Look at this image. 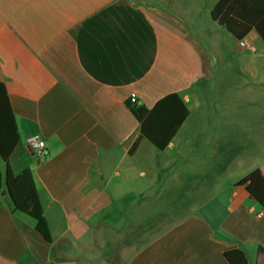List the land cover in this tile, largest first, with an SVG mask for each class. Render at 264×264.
Listing matches in <instances>:
<instances>
[{
	"label": "crops",
	"instance_id": "0c3cea01",
	"mask_svg": "<svg viewBox=\"0 0 264 264\" xmlns=\"http://www.w3.org/2000/svg\"><path fill=\"white\" fill-rule=\"evenodd\" d=\"M217 3L0 0V81L53 239L46 243L35 221L14 211L4 187L0 264H264V208L235 186L255 169L264 176V154L223 186L230 170L220 154L230 150L220 148L233 140L212 142L211 159L197 162L181 149L196 146L195 125L207 115L193 107L198 85L222 67L237 63L247 85L264 88L263 40L252 30L242 47L212 20ZM204 24L234 43L241 60H224ZM132 93L149 110L170 93L187 104L190 115L166 150L141 136L127 105ZM32 137L47 143L48 158L28 150ZM181 189L195 198L170 204L179 214L146 213Z\"/></svg>",
	"mask_w": 264,
	"mask_h": 264
},
{
	"label": "trees",
	"instance_id": "16d2710c",
	"mask_svg": "<svg viewBox=\"0 0 264 264\" xmlns=\"http://www.w3.org/2000/svg\"><path fill=\"white\" fill-rule=\"evenodd\" d=\"M212 20L239 41L256 30L264 42V0H218L210 14ZM140 123V133L160 151L166 150L190 115V110L178 93L160 99L152 109L127 102ZM0 193L6 187L14 211L35 221V228L43 240L51 244L52 234L44 214L40 194L29 168L26 151L12 109L6 85L0 81ZM245 187L250 197L264 208V176L255 169L235 184Z\"/></svg>",
	"mask_w": 264,
	"mask_h": 264
},
{
	"label": "rangeland",
	"instance_id": "374dc122",
	"mask_svg": "<svg viewBox=\"0 0 264 264\" xmlns=\"http://www.w3.org/2000/svg\"><path fill=\"white\" fill-rule=\"evenodd\" d=\"M202 29L204 35L213 41L212 44L217 43L215 48L217 52L221 50L224 60L235 61L239 58L235 54L234 43H232V46L231 44L226 45L211 30L210 25L204 24ZM221 69L223 70L222 75L219 74L218 77L207 80L204 85L203 83L198 85V101L193 104V107L199 106V108L207 112V115L200 124L195 125L194 140L197 141L196 146H183L181 149H184L185 160L192 162L196 160L195 162H197L198 157L201 156H204V159L206 157L211 159V151L216 148L214 147L215 145L212 147V142L217 144L218 140H233V147L220 148L223 151L230 150L231 152L220 154L222 159L228 162H224V168L230 170L229 176L222 179L223 186H226L232 183L236 177H240L243 173L241 166L247 165L255 156L264 154V88L261 85H247L249 75L244 73L242 71L244 69L239 68L237 63H234L233 67L224 66ZM206 141L211 146H198L199 143ZM178 164L176 163L177 166ZM193 164L206 169L205 166H211L213 162H207L205 165L202 163ZM210 182L208 181V184ZM203 183H205L204 179ZM223 186L220 185V188H223ZM182 192V189L180 191L174 190L171 196L164 192L157 201L158 208L146 213L156 215L165 211L166 217L172 214H179L180 212L177 211L169 212L172 207L170 204H182L184 201L187 202L189 199L191 201L195 198L193 194L189 198ZM122 214L123 212L121 211L119 215Z\"/></svg>",
	"mask_w": 264,
	"mask_h": 264
},
{
	"label": "built area",
	"instance_id": "2783aa9c",
	"mask_svg": "<svg viewBox=\"0 0 264 264\" xmlns=\"http://www.w3.org/2000/svg\"><path fill=\"white\" fill-rule=\"evenodd\" d=\"M240 45L242 47L247 46L244 41H241ZM130 101L133 105H137L138 100H137V95L135 93L131 94ZM28 143H29V147L33 149L35 154H37V156L40 159H46L50 156V150L48 148L47 143L44 140H41L38 137H32L29 139Z\"/></svg>",
	"mask_w": 264,
	"mask_h": 264
},
{
	"label": "water",
	"instance_id": "95a60500",
	"mask_svg": "<svg viewBox=\"0 0 264 264\" xmlns=\"http://www.w3.org/2000/svg\"><path fill=\"white\" fill-rule=\"evenodd\" d=\"M28 150H31V148H28ZM6 193H7V190L2 192L3 195H5Z\"/></svg>",
	"mask_w": 264,
	"mask_h": 264
}]
</instances>
